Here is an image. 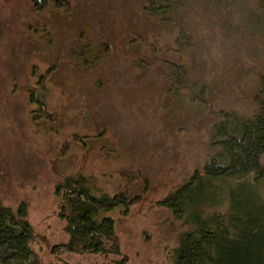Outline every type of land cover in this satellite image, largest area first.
<instances>
[{
  "label": "rangeland",
  "instance_id": "obj_1",
  "mask_svg": "<svg viewBox=\"0 0 264 264\" xmlns=\"http://www.w3.org/2000/svg\"><path fill=\"white\" fill-rule=\"evenodd\" d=\"M190 1L171 24L161 20L173 14L145 10L148 0H69L43 11L0 0V203L28 204L42 264H122L123 255L174 264L193 226L161 201L215 153L210 128L221 110L253 115L264 100V32L250 28L254 18L237 30L224 16L247 23L250 11ZM78 174L95 195L138 198L128 210L101 208L116 221L121 254L53 253L68 240L57 186Z\"/></svg>",
  "mask_w": 264,
  "mask_h": 264
},
{
  "label": "trees",
  "instance_id": "obj_2",
  "mask_svg": "<svg viewBox=\"0 0 264 264\" xmlns=\"http://www.w3.org/2000/svg\"><path fill=\"white\" fill-rule=\"evenodd\" d=\"M191 1L198 3L200 9L214 8L220 14L235 6L247 9L251 13L249 22H244L243 17L234 19L232 13L224 14L225 21L236 24L238 30L245 24L248 26L254 18L257 25H249L250 28L264 32V0ZM33 3L39 11L50 6H70L69 0H33ZM185 7V0H148L145 10L153 16L173 14L174 19L161 20L173 24L176 15ZM179 25L180 32L185 33L184 25ZM174 65L175 70L178 63ZM204 89L196 90L197 95L192 98L202 99ZM34 93L31 92L32 102L45 105ZM210 134V147L215 153L209 156L201 171L197 170L161 201L177 217L186 218L193 226L180 237L174 249V264H264V196L260 192V182L264 181V100L253 115L221 110ZM224 182H228L225 187ZM87 183L86 176L78 174L66 177L57 186L59 217L66 222L64 231L68 240L56 245L53 253L64 249L69 253L121 254L116 221L102 216L101 208L114 210L125 206L128 210L138 198L131 199L124 191L95 195ZM224 200L228 201V207L222 216L207 212V208L221 206ZM99 233L108 238V246L97 240ZM34 239L28 204L23 201L14 209L0 203V264H42L32 247ZM121 263H129L126 255Z\"/></svg>",
  "mask_w": 264,
  "mask_h": 264
}]
</instances>
